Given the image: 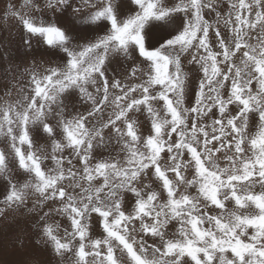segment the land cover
<instances>
[{
	"label": "snow or ice",
	"instance_id": "snow-or-ice-1",
	"mask_svg": "<svg viewBox=\"0 0 264 264\" xmlns=\"http://www.w3.org/2000/svg\"><path fill=\"white\" fill-rule=\"evenodd\" d=\"M220 3L223 12L217 0H24L39 18L10 10L60 58L32 73L30 95L0 105V193L9 207L37 196L35 234L57 255L264 264V0ZM117 58L141 59L116 73ZM73 97L85 111L73 112ZM13 242L25 248L19 233ZM24 264L44 262L36 251Z\"/></svg>",
	"mask_w": 264,
	"mask_h": 264
},
{
	"label": "rangeland",
	"instance_id": "rangeland-1",
	"mask_svg": "<svg viewBox=\"0 0 264 264\" xmlns=\"http://www.w3.org/2000/svg\"><path fill=\"white\" fill-rule=\"evenodd\" d=\"M36 2L43 4L44 0H36ZM73 3L79 5L80 0H73ZM217 6L223 12L226 4L217 0ZM10 10L34 15L37 18L40 17V13L24 7V0H0V105L15 103L23 95H30L33 87L31 84L32 73H44L47 68L54 66L51 63L52 61L60 58L59 50L49 49L38 38L29 36L23 25L20 24L18 17L9 14ZM69 11L71 10L69 9ZM88 11L87 7H82L81 15ZM44 19H51V13L45 16ZM64 19L70 21L71 17L65 14ZM74 27L77 33H80L81 26L75 24ZM98 31L100 30H89L86 35L91 37ZM100 34L103 33L100 32ZM26 40H31V48L26 45ZM255 41L256 37L253 35L252 42L255 43ZM140 59L137 58L134 64L131 60L117 58L110 65V70L116 73H130L131 68L139 64ZM72 105L73 112H83L88 107L87 104L79 100V97H73ZM140 119L143 120L144 118L140 117ZM41 146L50 152L51 149L44 140H39L36 148ZM7 147V138L0 136V149H6ZM248 154L251 155V153ZM103 155L107 156L108 153L104 152ZM50 165V160L45 159L43 161V166ZM16 175L17 179H23V176L19 173ZM5 182L4 178L0 177V185ZM254 191H260L259 185H256ZM3 199V194L0 193V209H3L0 212V264H24L28 253L36 251L40 252L44 264H74L75 257L71 253H67L64 257L57 255L52 251V245L45 241L42 233L40 235L35 234L33 225L42 213L38 208L34 211H29V209L34 208L37 196L30 193L23 205H12L10 207L2 202ZM43 210L48 211V208L45 207ZM55 219L61 220L60 231L62 233L67 220H62L60 217ZM176 227H179V225L174 224L169 228V232L174 231ZM18 233L25 245L23 250L20 249L19 243L13 242ZM90 234L98 235L99 228H96L95 231L90 230ZM149 243H152V241L149 240ZM88 259L91 261L92 258L88 257Z\"/></svg>",
	"mask_w": 264,
	"mask_h": 264
}]
</instances>
